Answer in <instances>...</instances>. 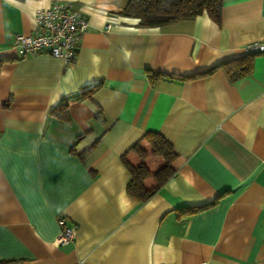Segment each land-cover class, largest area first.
I'll return each mask as SVG.
<instances>
[{
  "label": "crops",
  "instance_id": "crops-1",
  "mask_svg": "<svg viewBox=\"0 0 264 264\" xmlns=\"http://www.w3.org/2000/svg\"><path fill=\"white\" fill-rule=\"evenodd\" d=\"M54 1L88 21L76 54L21 55L15 34ZM128 1L0 0V260L264 264V51L236 80L202 74L264 39V0L159 26L121 15ZM146 130L171 142L175 172L139 201L120 156ZM60 216L76 228L63 245Z\"/></svg>",
  "mask_w": 264,
  "mask_h": 264
},
{
  "label": "trees",
  "instance_id": "trees-1",
  "mask_svg": "<svg viewBox=\"0 0 264 264\" xmlns=\"http://www.w3.org/2000/svg\"><path fill=\"white\" fill-rule=\"evenodd\" d=\"M221 8L222 0H129L120 14L138 18L140 26H159L180 18H192L203 11L212 21L219 22ZM254 55V52L248 51L224 58L202 74L210 73L220 67L230 80H236L251 71ZM159 76L164 75L148 72L150 79ZM54 114L67 120L66 105L59 104L54 109ZM89 150L90 148L83 153H87ZM175 156L176 153L171 142L162 133L156 130H146L120 156L121 162L129 173L126 192L139 201H145L151 197L174 175L175 170L172 167V161ZM213 203L214 201L202 206L189 207L187 210L190 212L198 211ZM0 264H4V261L0 260Z\"/></svg>",
  "mask_w": 264,
  "mask_h": 264
},
{
  "label": "built area",
  "instance_id": "built-area-1",
  "mask_svg": "<svg viewBox=\"0 0 264 264\" xmlns=\"http://www.w3.org/2000/svg\"><path fill=\"white\" fill-rule=\"evenodd\" d=\"M88 21L80 8L68 1H54L47 7L37 8L34 14V29L31 33H16L14 46L21 55L47 53L65 62L72 60L78 49L81 36ZM110 27L107 22L105 28ZM249 52L264 51V39L247 44ZM57 245L68 244L75 236V225L58 217Z\"/></svg>",
  "mask_w": 264,
  "mask_h": 264
},
{
  "label": "snow or ice",
  "instance_id": "snow-or-ice-1",
  "mask_svg": "<svg viewBox=\"0 0 264 264\" xmlns=\"http://www.w3.org/2000/svg\"><path fill=\"white\" fill-rule=\"evenodd\" d=\"M2 151H3V145L0 144V152H2Z\"/></svg>",
  "mask_w": 264,
  "mask_h": 264
}]
</instances>
